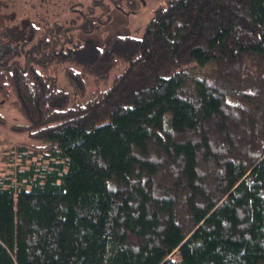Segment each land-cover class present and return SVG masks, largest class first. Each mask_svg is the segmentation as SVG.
<instances>
[{"label": "trees", "instance_id": "obj_1", "mask_svg": "<svg viewBox=\"0 0 264 264\" xmlns=\"http://www.w3.org/2000/svg\"><path fill=\"white\" fill-rule=\"evenodd\" d=\"M72 29L0 45V96L28 123L0 140V264H264V0H165L103 46Z\"/></svg>", "mask_w": 264, "mask_h": 264}, {"label": "rangeland", "instance_id": "obj_2", "mask_svg": "<svg viewBox=\"0 0 264 264\" xmlns=\"http://www.w3.org/2000/svg\"><path fill=\"white\" fill-rule=\"evenodd\" d=\"M96 1H100V4L94 8L91 15L97 17L102 13L101 5L106 8L109 0H0V45L1 47L22 45L29 38V28L43 29L51 24L73 28L71 33L74 40L81 43L92 42L97 46H103L116 36L126 35L140 39L155 10L165 3V0H132L135 5L131 7L128 2L119 3V9L110 6V21L97 31L84 33L78 28L83 22L81 16L88 14V8ZM17 60L23 63L22 58ZM123 69L124 65L120 64L110 73L107 84L103 83L98 87L93 77L85 76L86 93L90 94L96 89L106 90L114 76ZM56 84L59 88L70 90L62 69L57 74ZM0 118L3 120L0 122V140L5 141L7 148L18 142L28 141L27 134L12 129L13 126L28 125L27 120L1 96ZM5 167L6 163L0 153V170H4Z\"/></svg>", "mask_w": 264, "mask_h": 264}, {"label": "built area", "instance_id": "obj_3", "mask_svg": "<svg viewBox=\"0 0 264 264\" xmlns=\"http://www.w3.org/2000/svg\"><path fill=\"white\" fill-rule=\"evenodd\" d=\"M3 149H4V144L0 142V151H2Z\"/></svg>", "mask_w": 264, "mask_h": 264}]
</instances>
